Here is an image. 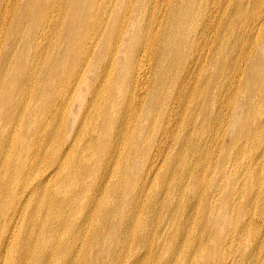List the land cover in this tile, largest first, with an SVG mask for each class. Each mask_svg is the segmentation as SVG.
Here are the masks:
<instances>
[{
  "label": "bare ground",
  "instance_id": "obj_1",
  "mask_svg": "<svg viewBox=\"0 0 264 264\" xmlns=\"http://www.w3.org/2000/svg\"><path fill=\"white\" fill-rule=\"evenodd\" d=\"M0 264H264V0H0Z\"/></svg>",
  "mask_w": 264,
  "mask_h": 264
}]
</instances>
